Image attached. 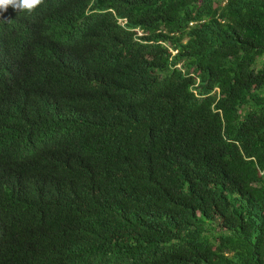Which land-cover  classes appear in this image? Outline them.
<instances>
[{"label":"trees","instance_id":"trees-1","mask_svg":"<svg viewBox=\"0 0 264 264\" xmlns=\"http://www.w3.org/2000/svg\"><path fill=\"white\" fill-rule=\"evenodd\" d=\"M0 264H264V0L0 15Z\"/></svg>","mask_w":264,"mask_h":264},{"label":"clouds","instance_id":"clouds-1","mask_svg":"<svg viewBox=\"0 0 264 264\" xmlns=\"http://www.w3.org/2000/svg\"><path fill=\"white\" fill-rule=\"evenodd\" d=\"M43 0H0V15L12 7L14 10L23 11L31 14L41 4Z\"/></svg>","mask_w":264,"mask_h":264}]
</instances>
